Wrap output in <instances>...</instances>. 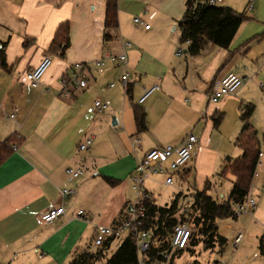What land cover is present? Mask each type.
Returning a JSON list of instances; mask_svg holds the SVG:
<instances>
[{"label":"crops","instance_id":"1","mask_svg":"<svg viewBox=\"0 0 264 264\" xmlns=\"http://www.w3.org/2000/svg\"><path fill=\"white\" fill-rule=\"evenodd\" d=\"M187 1L117 0L118 28L112 32L104 29L106 0H0V49L3 45L6 64L0 66V142L14 139V150L0 165V264H69L93 250L97 228L115 227L125 219V205L134 196L129 177L146 152L178 147L192 134L197 138L195 160L186 167L183 185L193 170L207 167L214 126L206 122L198 128L203 100L208 106L210 90L225 74L243 79L239 95L247 80L262 83L264 89V0H254L252 10L247 9L248 0H223L219 6L243 14L245 21L227 49L208 43L195 56L187 53L189 43H181L180 31L175 40L169 34ZM134 18L149 29L135 26ZM66 38L69 45L62 50ZM184 52L185 68L179 71L174 61ZM106 54L127 57L131 94L124 91V96L129 106L110 97L122 86L120 67L92 71L83 89L61 83L72 65ZM43 57H50L52 65L40 87L33 89L25 76ZM153 86L159 89L139 104L144 90ZM184 98L190 103H182ZM97 100L107 106L101 113L94 110ZM134 108L145 112L142 133L135 125ZM215 114L222 119V113ZM86 139L92 140L91 146L79 151ZM68 168L83 174L72 180ZM64 189L75 195L63 198ZM58 206L65 209L63 217L48 225L36 223L38 216ZM79 211L86 220L77 217Z\"/></svg>","mask_w":264,"mask_h":264},{"label":"trees","instance_id":"2","mask_svg":"<svg viewBox=\"0 0 264 264\" xmlns=\"http://www.w3.org/2000/svg\"><path fill=\"white\" fill-rule=\"evenodd\" d=\"M244 21L245 16L243 14L236 13L231 9L221 6H209L202 0H188L186 11L178 22V29L181 33L180 40L183 44L189 43L187 53L191 56L198 55L208 43L221 49H227ZM117 28V0H106L104 29L116 32ZM105 39L110 40L111 37L106 35ZM68 45V38H66L62 50H65ZM0 66L6 68L3 45L0 49ZM130 94L131 86H127L125 95L130 96ZM133 113L137 131L139 133L144 132L146 130L145 112L140 108H134ZM252 113L253 107L251 105L246 106L244 112L242 111L241 122L243 127L235 140V146L240 149L242 154L233 161L227 159L221 174V176H224L229 173L234 179L227 201L217 203L209 197L206 190L209 189L210 184L207 182L203 191H196L191 194L187 219L179 215L180 201L186 198L182 192L177 193L171 203L164 207L157 206L154 199L147 203V217L144 228L151 230L154 235L160 237V245L150 252L147 264L156 263L162 258L163 254L170 252L171 233L173 227L180 220L186 221L194 231L187 248L173 252L169 264H173L174 260L181 256L180 254H195L198 247H202L204 252H209L217 247L222 249L226 245V240L218 233L216 222L228 218L236 219L234 207L246 200L257 168L258 156L261 153L256 131L247 122ZM220 119H215L216 124ZM13 143V138L0 142V165L14 150ZM186 176V173L183 174L182 179L184 181L187 180ZM110 184L114 185L111 181ZM114 240L115 238H110L103 248L98 251L87 249L76 256L69 264H99L106 258L107 250ZM103 264H139L138 251L133 235L127 234ZM189 264L199 263L193 261Z\"/></svg>","mask_w":264,"mask_h":264},{"label":"rangeland","instance_id":"3","mask_svg":"<svg viewBox=\"0 0 264 264\" xmlns=\"http://www.w3.org/2000/svg\"><path fill=\"white\" fill-rule=\"evenodd\" d=\"M224 5L226 4L224 3ZM150 25H152V22H150ZM169 34L174 40L178 39L179 30L177 24H173ZM179 49L185 50V45H182ZM187 56L185 52L180 56L176 55L174 64L177 70H184L185 58ZM263 63L264 55L260 61V64ZM245 84H247L245 91L241 95L237 93L236 97L230 96L221 99L217 104L209 103L208 106H206L207 99L203 100L202 117L198 128L201 130L206 122H209L210 126H214L207 147L212 150V154H209L205 158L207 167L204 166L203 170L197 167L196 170H193L189 182L185 186L183 185L182 191L186 198L181 200L180 204L184 205L191 201V194L188 191H203L207 182L210 184L209 189L206 190V194L209 197L217 203L227 201L234 179L229 173L224 176H221V174L227 159L233 161L242 154L240 149L235 146V140L243 127L241 122L242 111L244 112L245 107L251 104L253 113L247 122L256 131L262 154L259 160L260 164L255 171L256 176L252 179L248 196V198L254 200L256 209L253 214H241L236 219L228 218L216 222L219 235L226 240V245L222 249L217 247L212 251L204 252L202 247H198L195 254H183L181 258L176 260V264H187L193 261H197L199 264H264V89L260 87V84H262L260 82L249 84L247 80ZM110 97L115 103H121L124 100L127 106L130 105L129 99L124 96L122 86H118L117 89L112 91ZM181 101L185 104L190 103V100L187 98ZM223 102H225L224 106L220 109L219 107ZM166 103V101H163L164 106ZM215 111L223 114L222 119L217 124L215 119H219L220 116L217 117L218 114H215ZM205 113L207 116L203 118ZM195 134H197V130ZM195 151L196 149L193 150V156L191 154L189 162L195 160ZM189 162L187 165L190 164ZM209 165H211V170L208 171ZM202 172H205L206 175L203 176ZM163 180L164 177L157 176L152 180H148L145 184L146 188L153 194V199L159 207L169 205L173 197L179 192L176 187L164 186L162 184ZM188 186L189 189H187ZM234 211L237 214L236 206L234 207ZM238 234H241L242 238L239 244L235 246L233 238ZM126 236L127 233H122L115 238L107 250L106 258L99 264H103L112 255L116 247Z\"/></svg>","mask_w":264,"mask_h":264},{"label":"built area","instance_id":"4","mask_svg":"<svg viewBox=\"0 0 264 264\" xmlns=\"http://www.w3.org/2000/svg\"><path fill=\"white\" fill-rule=\"evenodd\" d=\"M209 6H219L223 0H202ZM254 0H248V10H252ZM154 14H151L148 19L151 20ZM133 24L137 27H143L145 30L149 26L141 18H134ZM126 46H129L126 44ZM127 57L125 54L114 55L106 54L102 58L94 62L77 63L72 65L69 73L62 76V85L67 88L68 86L78 87L83 89L87 85L89 74L94 71L97 73L105 72L108 67L116 66L122 69L120 76V84L124 91L128 86V71L126 67ZM52 65L50 57H43L39 64L30 70L25 78L29 86L33 89L40 87L41 80L44 74ZM243 85V79L233 73L225 74L218 83L212 87L209 94V102L217 104L221 99L234 96ZM114 83L109 87L113 88ZM159 89L158 86H153L149 90H144L139 104H142L146 98L153 92ZM94 110L96 113H101L106 110L107 106L102 101L94 102ZM139 140L135 139L134 144H138ZM92 144L91 139H86L78 147L79 151H86ZM197 144V138L190 134L178 147L165 146L158 149L149 150L146 152L142 159L138 162L135 171L130 175L131 189L133 198L129 200L124 208L125 219L115 227H100L97 228L93 239V250L101 248L108 238H116L122 233L132 234L138 251L139 264H147V259L150 252L157 249L160 245V237L153 234L151 230L145 229L144 224L147 217L146 205L151 202L152 195L147 190L145 184L148 180H152L157 176L164 177L163 185L166 187H176L177 190L182 192L184 180L182 179L185 174L187 164L191 158V153ZM261 157V155H259ZM67 175L70 179L75 180L80 177L83 172L81 170L67 169ZM264 193V191H263ZM60 195L63 198H71L75 195V191L70 189L60 190ZM256 209V204L253 199L247 198L243 203L236 206V215L253 214ZM190 210V203L187 202L179 208V215L187 219ZM65 215L63 206H58L48 210L46 213L36 218V223L40 226L48 225L52 222L59 220ZM77 217L86 220L85 213L79 211ZM193 228L183 220H180L174 227L171 233V249L167 254H163L162 258L153 264H169L173 252L184 250L187 248ZM242 235L239 234L234 239V245H238Z\"/></svg>","mask_w":264,"mask_h":264}]
</instances>
